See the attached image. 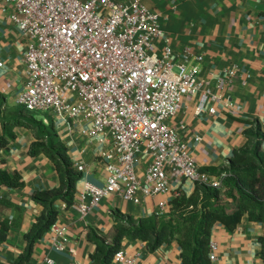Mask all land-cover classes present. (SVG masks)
<instances>
[{
    "label": "built area",
    "instance_id": "obj_1",
    "mask_svg": "<svg viewBox=\"0 0 264 264\" xmlns=\"http://www.w3.org/2000/svg\"><path fill=\"white\" fill-rule=\"evenodd\" d=\"M0 1L3 10L12 8L9 18L26 39L27 74L18 105L28 112L49 113L71 127L80 119L88 121L90 127L80 131L104 145L99 157L107 173L105 183L85 181L65 207L84 219L111 195L140 203L142 195L173 193V175L222 185L226 174L198 165L170 119L181 113L186 97L196 95L197 113H215L213 103L225 101L224 94L202 77L203 53L190 46L175 50L159 11L145 0ZM239 71L236 64L223 68L225 78H219L217 86L230 84ZM202 139L192 135L195 143ZM49 230L53 249L76 253L65 242L66 226L55 222ZM216 250L211 239L212 262ZM37 264L60 263L47 255ZM112 264L139 260L121 248Z\"/></svg>",
    "mask_w": 264,
    "mask_h": 264
},
{
    "label": "crops",
    "instance_id": "obj_2",
    "mask_svg": "<svg viewBox=\"0 0 264 264\" xmlns=\"http://www.w3.org/2000/svg\"><path fill=\"white\" fill-rule=\"evenodd\" d=\"M147 6L161 13V25L171 37L176 51L190 46L203 53L202 77L208 78L215 91L223 93L225 101L214 104L215 113L205 110L197 113L199 96L186 97L181 113L170 119L180 135L188 141L198 165L206 171L222 169L228 165L234 151L247 143V129L252 130L258 120L263 134L264 151V0H145ZM12 8L3 10L0 1V136L3 117H13L18 111L17 97L26 82V39L18 26L9 18ZM236 64L239 73L226 86H217L224 79L221 70ZM2 105V106H1ZM47 115V116H45ZM43 123L51 124L54 133L68 148L74 168L82 172L76 191L89 180L104 184L106 171L99 154L104 145L80 130L90 123L80 119L75 127L44 113ZM185 124L186 130L180 129ZM14 138L7 145L0 141V168L19 171L25 181L22 187L3 186L0 189V226L9 222L7 239L0 246V264H17L25 252V235L31 230L43 206L33 198L36 190L60 186V178L53 161L43 152L32 154L33 144L39 142L36 130L25 124L13 126ZM199 134L202 141L195 143L192 135ZM146 161V160H145ZM145 163L139 168L143 171ZM173 193L190 195L196 183L173 175ZM76 193V192H75ZM173 193L141 196L140 203L111 195L102 200L84 219L72 207L59 200L56 223L68 228L65 242L75 247L76 253L52 248V233L48 230L34 247L30 260L37 264L50 255L60 264H92L95 244L88 238L93 227L103 235L114 233V211L135 218L161 215L170 211ZM264 224L250 221L247 216L234 230L222 223L214 225L211 239L217 243L214 264H264L260 256L259 238ZM122 248L136 256L139 264H181V246L177 240L165 243L156 250L141 239L125 238Z\"/></svg>",
    "mask_w": 264,
    "mask_h": 264
},
{
    "label": "trees",
    "instance_id": "obj_3",
    "mask_svg": "<svg viewBox=\"0 0 264 264\" xmlns=\"http://www.w3.org/2000/svg\"><path fill=\"white\" fill-rule=\"evenodd\" d=\"M25 111L19 106L13 117H3L1 144L7 145L8 137H15L14 125L25 124L29 128H38L36 138L39 142L33 144L31 153L43 152L53 161L60 178V186L36 190L33 193L34 200L43 206V211L25 235L27 246L17 264H25L31 259L36 242L58 219L56 202L62 200L71 205L77 181L82 177V172L74 168L68 148L58 134L48 132L52 125L35 124L32 117L25 115ZM250 122L254 123V127L246 131L249 140L245 146L234 151L225 168L209 171L217 175L226 174L221 186L196 183L194 192L190 195L180 192L174 196L170 201V211L161 215L135 218L114 211V233L110 238L96 228H89L88 238L96 247L91 255L92 264H112L113 257L122 248L125 238L147 241L151 250L177 240L181 246V264H214L209 257V251L211 232L215 224L222 223L234 230L245 216L250 221L264 224L263 134L258 120ZM24 185L25 181L19 171L0 168V189L3 186ZM8 230L9 222L3 221L0 226V246L7 239ZM259 241L260 256L264 260V233Z\"/></svg>",
    "mask_w": 264,
    "mask_h": 264
},
{
    "label": "rangeland",
    "instance_id": "obj_4",
    "mask_svg": "<svg viewBox=\"0 0 264 264\" xmlns=\"http://www.w3.org/2000/svg\"><path fill=\"white\" fill-rule=\"evenodd\" d=\"M19 107V106H18ZM25 115L27 116V117H32V119H33V121L35 122V124H41V123H43V120H44V113H40V112H28V111H25ZM45 116H47V115H45ZM35 130H38V128L37 129H35ZM48 132H52L53 134H54V128L52 127V126H50L49 128H48ZM222 193L224 194V190L222 191Z\"/></svg>",
    "mask_w": 264,
    "mask_h": 264
}]
</instances>
